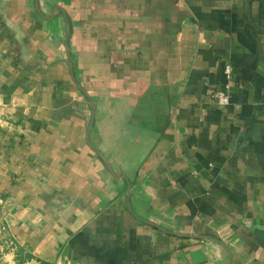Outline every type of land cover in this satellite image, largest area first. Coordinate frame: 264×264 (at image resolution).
<instances>
[{
    "label": "crops",
    "instance_id": "0c3cea01",
    "mask_svg": "<svg viewBox=\"0 0 264 264\" xmlns=\"http://www.w3.org/2000/svg\"><path fill=\"white\" fill-rule=\"evenodd\" d=\"M0 264H264V0H0Z\"/></svg>",
    "mask_w": 264,
    "mask_h": 264
},
{
    "label": "built area",
    "instance_id": "2783aa9c",
    "mask_svg": "<svg viewBox=\"0 0 264 264\" xmlns=\"http://www.w3.org/2000/svg\"><path fill=\"white\" fill-rule=\"evenodd\" d=\"M231 67L226 66L225 67V73L227 77L230 79L231 77ZM208 96L216 104L217 106H226L230 103V95H229V85L227 84L225 89L218 90L216 88L210 87L208 88Z\"/></svg>",
    "mask_w": 264,
    "mask_h": 264
}]
</instances>
